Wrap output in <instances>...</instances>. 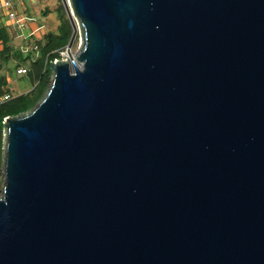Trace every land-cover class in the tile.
<instances>
[{
	"label": "water",
	"instance_id": "obj_1",
	"mask_svg": "<svg viewBox=\"0 0 264 264\" xmlns=\"http://www.w3.org/2000/svg\"><path fill=\"white\" fill-rule=\"evenodd\" d=\"M68 2L79 52L4 121L0 264H264V0Z\"/></svg>",
	"mask_w": 264,
	"mask_h": 264
},
{
	"label": "trees",
	"instance_id": "obj_2",
	"mask_svg": "<svg viewBox=\"0 0 264 264\" xmlns=\"http://www.w3.org/2000/svg\"><path fill=\"white\" fill-rule=\"evenodd\" d=\"M58 14L60 23L56 32L43 33L41 39L33 38L32 41H29L31 45L36 47L37 51H31L27 54L22 52L21 47L16 48L12 45L7 24L2 22L0 25V68L7 66L11 61H15L19 65L16 66L17 69L19 67L26 69V73L22 75L18 74L16 69V74L25 76L30 82L28 91H23L22 94L0 105V165L4 153L5 119L18 117L29 112L43 99L51 83L50 63L60 58L59 53L67 47L71 38L72 28L65 17L62 6L59 8ZM26 15L27 17L30 16L27 9ZM5 20L3 19V21ZM39 32H42V29ZM13 73L15 74V70ZM7 85L6 79L0 78V95L4 93V86Z\"/></svg>",
	"mask_w": 264,
	"mask_h": 264
},
{
	"label": "rangeland",
	"instance_id": "obj_3",
	"mask_svg": "<svg viewBox=\"0 0 264 264\" xmlns=\"http://www.w3.org/2000/svg\"><path fill=\"white\" fill-rule=\"evenodd\" d=\"M16 4L19 14L25 16L26 18L29 17L30 20L29 22H27L28 26L23 31H18L14 27L7 24L8 22H6V20L3 21V23L7 24L6 27L8 30V34L10 36L11 43L16 48H20V47L32 48L33 45H31L29 41H32L33 38L39 40L42 38L43 33L56 32L60 23L59 14H58V10L60 6H62L64 9V13L66 15L65 17L70 22L72 31H73V27H75L77 30L76 21L72 16L71 9L69 7V2L66 0H31V1L23 0L20 1L19 4L15 1V5ZM26 9L30 15L28 17L26 15ZM0 25H2V21H0ZM37 28L38 29L42 28V32L36 31ZM29 32H34L33 37L25 38V36H27ZM78 48H79V33L77 31L73 43L70 47L69 52L71 53V55L75 56L79 52ZM65 50H67V47L63 51ZM16 66L19 65L15 61H11L7 66L1 67L0 78L6 79V82L8 84L6 89L9 92H11L14 95H20L23 93V91H28L30 87V82L25 76H19L16 74V69H17ZM14 70H15V74L13 73ZM51 80H52V76H51ZM4 158H5V152L3 153V159L0 165V197L2 196V188L4 185V176H3Z\"/></svg>",
	"mask_w": 264,
	"mask_h": 264
},
{
	"label": "built area",
	"instance_id": "obj_4",
	"mask_svg": "<svg viewBox=\"0 0 264 264\" xmlns=\"http://www.w3.org/2000/svg\"><path fill=\"white\" fill-rule=\"evenodd\" d=\"M15 1L19 4L20 1L23 0H0V21L3 22V19H6V22H9V25L14 27L16 30L18 31H23L24 29H26V27L28 26V23L30 20L29 18H26L25 16H22L19 14L18 9H17V4L15 5ZM26 1H31V0H26ZM68 1V0H66ZM24 3V2H22ZM21 3V4H22ZM8 24V23H7ZM42 28H37L36 31H40ZM34 35V32H29V34L27 36H25V38H30ZM22 52L24 54H27L28 52L31 51H37L36 47L33 46L32 48H21ZM65 53H67V50L65 51H61L59 53L60 58L59 59H55L52 62H56L58 60H66L68 59V56L65 55ZM17 73L18 74H25L26 73V69L23 67H19L17 69ZM8 86V85H7ZM4 86V93L2 95H0V105H3L4 103L10 101L11 99H13L14 97L18 96V95H14L11 92H9L6 87Z\"/></svg>",
	"mask_w": 264,
	"mask_h": 264
},
{
	"label": "bare ground",
	"instance_id": "obj_5",
	"mask_svg": "<svg viewBox=\"0 0 264 264\" xmlns=\"http://www.w3.org/2000/svg\"><path fill=\"white\" fill-rule=\"evenodd\" d=\"M65 55H66V56H68V55H69V56H68V60H70V59H71V57H74L73 55H71V53H65ZM69 57H70V58H69Z\"/></svg>",
	"mask_w": 264,
	"mask_h": 264
},
{
	"label": "crops",
	"instance_id": "obj_6",
	"mask_svg": "<svg viewBox=\"0 0 264 264\" xmlns=\"http://www.w3.org/2000/svg\"><path fill=\"white\" fill-rule=\"evenodd\" d=\"M8 24H9V22H8Z\"/></svg>",
	"mask_w": 264,
	"mask_h": 264
}]
</instances>
